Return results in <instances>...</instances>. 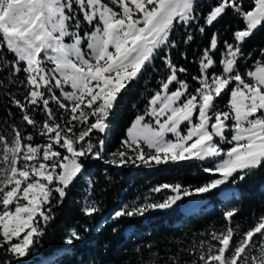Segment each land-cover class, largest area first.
Instances as JSON below:
<instances>
[{"label": "snow or ice", "instance_id": "6c2138e0", "mask_svg": "<svg viewBox=\"0 0 264 264\" xmlns=\"http://www.w3.org/2000/svg\"><path fill=\"white\" fill-rule=\"evenodd\" d=\"M199 6L200 0H0V70L10 68L9 83L26 90L22 100L12 94L11 102L45 141L34 143L33 134L15 126L11 139L0 135V264H23L21 258L34 250L84 161L103 158V137L121 94L158 51L176 47L171 34L196 20ZM229 11L244 27L232 33V42L223 41L218 61L214 53L221 35L211 34L199 75L192 76L198 86L193 90L180 78L187 69L165 56L166 77L107 161L147 168L198 161L213 178L195 187L164 183L152 189L172 193L162 202H134L115 211L113 219L171 208L183 197L235 185L264 167V59L239 70L244 43L264 28V0H216L204 25L213 26ZM192 39L188 34L184 43ZM217 64L219 71H213ZM21 72L24 79L18 77ZM225 94L229 99L222 109L218 100ZM36 113L44 115L42 123ZM88 184L91 190L93 182ZM99 210L85 197V216ZM238 211L224 212L229 226L201 242L192 264H264V216L236 241L230 222ZM80 238L72 229L65 243Z\"/></svg>", "mask_w": 264, "mask_h": 264}, {"label": "trees", "instance_id": "16d2710c", "mask_svg": "<svg viewBox=\"0 0 264 264\" xmlns=\"http://www.w3.org/2000/svg\"><path fill=\"white\" fill-rule=\"evenodd\" d=\"M215 3L216 0H200L198 18L189 26L178 25L171 34L176 47H164L158 51L143 74L121 94L110 118L111 128L103 137V158L84 161L82 174L68 189L63 203L54 206V218L45 226L34 250L29 256L21 258L23 264H192L194 259H198L201 242L210 240L212 231H221L229 226L223 216L225 211L239 210L230 226L241 236L264 216L262 167L243 181L231 184L238 195L231 193L228 197L219 198L218 189L200 195L205 204H211L209 209L201 206L191 214L184 213L179 206L188 197H183L177 206L164 211L150 210L143 216L113 219L115 211L134 202H162L165 196L172 193L168 190L156 193L152 189L164 183L195 187L213 178L202 171L207 165L198 161L170 162L152 168L132 164L117 167L107 161L111 159V153L121 148L127 129L137 115H144L150 97L166 77L165 56H170L178 67L187 69L186 73L180 74V78L191 84L194 90L198 84L192 76L199 75V59L208 46L211 34L219 32L221 35L220 49L214 53L218 61L223 41L232 42V33L244 27L242 20L232 11L213 26L204 25L203 17ZM202 25L205 26L203 34L199 32ZM188 34H192L193 39L184 43ZM262 48L264 28L256 31L243 45L245 56L239 62L242 73L252 68L257 60L264 59V53L260 52ZM10 71V68L0 70V81L3 82L0 83V135L11 139L15 126L24 135L33 134L34 143H44L36 129L22 120L20 110L11 102L12 94L22 100V93L26 90L23 86L9 83L7 77ZM213 71H219L218 64ZM18 77L24 79V73H19ZM56 91L59 94V90ZM228 99L227 94L219 99V107L225 109ZM35 118L42 123L44 115L36 113ZM89 180L93 182L91 190ZM85 197L96 201L100 209L93 216H85L81 211ZM72 229H76L81 238L67 244L65 241Z\"/></svg>", "mask_w": 264, "mask_h": 264}, {"label": "rangeland", "instance_id": "374dc122", "mask_svg": "<svg viewBox=\"0 0 264 264\" xmlns=\"http://www.w3.org/2000/svg\"><path fill=\"white\" fill-rule=\"evenodd\" d=\"M106 2H107V0H106ZM145 120H146V122L151 121V122L154 123V118H152V117H147L146 116ZM169 136H171V134H169ZM233 190H234V188H233V186L231 184H225V185L220 186V188H218V193L217 194H218V196H220L219 194H221V196H223V195H227V194L233 193ZM202 202H203V199H202V197L200 195H198V196L197 195H193L191 197H188V199L185 201V203L183 205H186L185 207L188 206L187 208H189L190 207L188 205L189 203H190V205H192V207H194L195 205L196 206H200ZM241 238H242L241 235H238V234L235 235V240L236 241H239ZM255 239H256L257 245H258L260 237L257 236V237H255Z\"/></svg>", "mask_w": 264, "mask_h": 264}, {"label": "bare ground", "instance_id": "6f19581e", "mask_svg": "<svg viewBox=\"0 0 264 264\" xmlns=\"http://www.w3.org/2000/svg\"><path fill=\"white\" fill-rule=\"evenodd\" d=\"M188 205L190 206L189 208H187L188 206L185 207V206H186V205H185V206L182 208V210H183V211H191V210L196 206V205L194 204L195 206L192 207V205H190V203H189Z\"/></svg>", "mask_w": 264, "mask_h": 264}, {"label": "water", "instance_id": "95a60500", "mask_svg": "<svg viewBox=\"0 0 264 264\" xmlns=\"http://www.w3.org/2000/svg\"><path fill=\"white\" fill-rule=\"evenodd\" d=\"M180 201H178L175 205H173L172 207H175L178 203H179ZM171 207V208H172ZM156 210H161V209H156ZM164 210H166V209H162V211H164ZM151 211H155V210H151Z\"/></svg>", "mask_w": 264, "mask_h": 264}]
</instances>
